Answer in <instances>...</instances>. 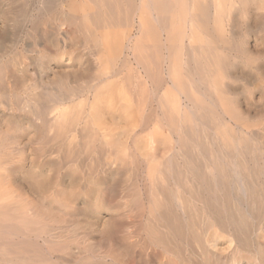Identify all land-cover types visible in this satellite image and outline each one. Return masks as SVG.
I'll return each instance as SVG.
<instances>
[{
  "label": "bare ground",
  "instance_id": "6f19581e",
  "mask_svg": "<svg viewBox=\"0 0 264 264\" xmlns=\"http://www.w3.org/2000/svg\"><path fill=\"white\" fill-rule=\"evenodd\" d=\"M0 15L5 20L0 30V95L9 94V90L5 92L9 83H16L27 95L20 103L6 98L10 104L3 101V105L22 112L16 118L12 116L15 112L11 113V126L18 127L21 119L29 115L39 121L38 132L52 134L44 141L51 148L43 156L62 152L55 165L66 168L76 165L79 155L92 151L97 143L108 146L119 165L125 153L134 162L140 160L152 189L150 211L171 229L177 228L179 222L174 209L189 212L199 201L201 208H206L202 213L211 210L221 226L245 219L242 208L248 203L244 196L254 198L264 192V137L259 134L262 130L264 134V122L253 121L252 106L240 102L243 93L249 97L257 93L264 100V0H0ZM44 16L50 17L51 29H64L77 36L82 49L74 52V39L66 43L63 34L61 45L57 41L59 49L40 48ZM18 20L24 39L10 35ZM9 44L10 49H6ZM76 63L82 64V73L96 70L89 82L85 80L88 85L84 89H70L68 84L71 77L78 75L77 69L59 70L62 65L72 68ZM33 66L39 71L31 74L35 76L32 81L49 78L47 68L50 69L53 81L46 82L53 84L51 90L41 88L37 94L34 89L32 94L33 84L30 86L27 79L32 77L28 70ZM255 81L261 83L256 90L249 87ZM78 90L81 95L83 91L90 94L94 102L107 103L112 125L116 120L125 123L122 143L115 141L113 132L118 127L113 125V131L110 120H106L108 124L103 121L100 133L93 128L88 108L92 100L88 95L76 106H63L65 100L73 103ZM11 96L16 98L14 91ZM48 101L52 102L44 104ZM6 140L11 141L7 144ZM12 143H18L17 139L0 134V264H71L70 252L74 254L82 243L76 242V233L70 234L73 230L50 225L53 209L59 210V198L54 200L56 206L51 205L53 199L48 200V205L39 194L31 198L21 193L22 182L14 185L18 179L14 172L23 169L24 152L16 151ZM173 164L184 167L180 175H190V179L185 176L187 180H181L183 183L173 177L176 187L168 183L177 170ZM169 171L171 174H167ZM167 175L171 176L169 180ZM29 176L27 172L20 178L36 193L42 184L30 182ZM191 176L196 183H192ZM160 179L165 184L158 186ZM148 223L147 228L151 225ZM204 239L206 242L205 235Z\"/></svg>",
  "mask_w": 264,
  "mask_h": 264
},
{
  "label": "rangeland",
  "instance_id": "374dc122",
  "mask_svg": "<svg viewBox=\"0 0 264 264\" xmlns=\"http://www.w3.org/2000/svg\"><path fill=\"white\" fill-rule=\"evenodd\" d=\"M47 17L48 16H44V18L42 19L43 23H42L41 32H40V39H41L40 48L42 46L43 47L45 46L47 47L46 48L47 50L55 51L57 48L58 49L60 48L62 38L65 39L66 43H69V41L74 39V44H73L72 49L74 50V52H79L80 49H82L83 45L81 44V41L78 40L77 36L73 37L71 34H69L64 29H59V28L51 29L48 26V21L50 17L48 18ZM17 19H19V14H18ZM3 20L4 18L3 16H1L0 17V27L2 26L0 28L1 31H3V26H4V21H5ZM18 21H16L17 23L14 22V25L12 23V25L15 27L14 28L15 30L12 27L11 31L13 30L12 31L13 34H10V35L12 38H15V37L17 38V35H18L20 36V38L23 37L24 39V36H23L24 34L22 32L23 30L20 29L22 28V26H20L21 25L20 20ZM18 31L22 33V36L21 34L19 35L20 32L18 33ZM62 34H63V37L61 36ZM69 36L71 37V39ZM44 37L47 39H45ZM20 38L18 37L17 39H20ZM43 38H44V41H43ZM54 39L56 41H54ZM76 39L78 42L76 41ZM47 41H48V44H47ZM51 41L55 42V44H53ZM57 41L60 43V45ZM77 44L80 47L77 46ZM7 47L6 49H10V44ZM16 49L18 50L19 46H17ZM34 56H36V53L34 54ZM81 65L82 64L79 65L78 63L74 64L73 67L75 69L73 67L66 68V66L62 65L60 67L61 69H59V70H65V71H70V72L77 69L78 75L76 76L78 77L76 76L71 77L70 82L68 83L70 86V89H74V86L75 88L82 87L80 89H84V86L88 85V82L90 81V79L92 78V75L96 71L95 69H92L94 70L92 72L93 74L91 73V70L89 71L90 73L89 72H85L86 74L82 73L81 70L83 71V66L81 68L79 67ZM33 67L32 69L30 67L28 70L29 77L30 76L32 77L27 79V81L29 80L27 83L30 86L31 84H33V88L31 86L32 90L30 89L32 94L34 93L33 92L34 89L37 90V91L35 90L37 94L41 93V91L39 90L41 88L43 89V91L51 90L50 88L51 84L50 86L48 85L50 81L48 80V82H46V80L51 79L50 77L52 76V74L49 73L50 69L47 68L49 72L46 68L41 69V70L44 69L43 71L48 72L49 78L47 79L44 78L45 79L44 82H43L44 79L42 81L35 79L34 80L35 82H34L32 81V78L33 77L35 78V76H33L35 75L34 72L39 71L37 70L39 68L35 66ZM78 78H80V80ZM85 80H87L88 82ZM36 81L37 83L40 82L38 84H40V86L42 87L38 86ZM255 82L249 85V87H251L254 90L261 87L260 82H256V83ZM28 84H25L26 86L24 85V87H27ZM34 85H37V88ZM11 86L14 87V89H12ZM51 87H53V84ZM21 88L22 87L17 86L16 83H9L8 85L5 86V90H6L5 92L9 90L7 92L9 94H4V96L0 95V103L2 104V105L0 104L1 105L0 106V134H5V138L6 137L16 138L18 143H14V144L12 143L13 146L17 148L16 151L23 150L24 152L21 157L22 158L21 161L22 160L23 161L22 162L20 161L22 163L23 169H19L16 172H14V175L17 176L18 178L17 180H15L14 185H18V183L22 182L23 190L20 191L21 193L23 192V194L25 193L24 195L30 196L31 198L39 194L40 195V196L38 195L39 197L46 199L48 205L50 204L48 200L50 201L51 199H53V203L51 202V205L53 204L54 206H56V203L54 202V200H58L57 198H59L58 201L61 204L59 205V210L57 208L53 209L54 215L53 214L52 215L54 219H52L51 217L49 221L50 225H52L53 227L55 226L54 228H58V229L60 228L68 229L69 228L73 230V232H71L70 234L72 235L73 233H76V235L74 234L78 240V241L76 240V242L80 241L79 244L82 243V246H80L79 248H75V250L73 251L75 255L72 252H70L72 256H69V258L73 260L71 264L73 263L74 264L75 263L76 264H264V192L263 193L261 192L259 196L254 197V198H251V196L247 197V195L244 196L246 204L248 203L247 206L245 205V207L242 208V210L244 209L243 212L246 213L244 216L245 219H243L244 223L243 221H236L234 222V225H232L231 223L225 224L224 226L217 224V221L214 220L215 219L214 214L211 212V210H209V212L206 211V214H204L206 208L205 209L201 208L203 206H202V202L200 201L196 203L197 209L195 208V206H193L189 210V212L184 213V210L182 208L178 207L180 208L178 209L176 207L174 210L175 212L177 211L176 216L180 223L178 222L177 228L175 227L172 228L174 229V232H172L173 230L171 229V227L167 225L166 223L164 224V222L160 218H158L159 216L156 212L150 211V198H151L150 190L152 189L151 187H149L150 180L147 176L146 171H144L145 170L144 163L141 164L139 162L140 161L138 160L139 157L137 159L138 160L137 162L139 164L138 165L137 162H134V158H132L131 156L125 153L123 156L124 157L123 164L119 165L120 162L115 159L117 156L112 155L113 152L110 151V148L108 146L106 145L98 146V144L95 143V147L94 149H92V151H89L88 153H85V154L81 153L83 154L81 155V157L79 155V159H77L76 165L72 163V165H67L66 168H63V167L61 168L59 164L58 165H55V164H57L58 161L60 162L61 154L63 155L62 152L59 153V155H56V154L51 155L50 156L51 158L49 156L48 157L43 156L45 151L50 150L51 148V144H46L44 141L46 139H49L52 134L50 135L49 133L44 134L43 132H42L43 134H41L40 131L38 132L36 128L39 127L38 125L39 121L37 119L34 120L35 118L32 116L30 119L29 115L27 116L25 115V118H22V119H25L27 122L25 120L24 122L21 119V123L18 124V127H17V124H14L13 122L14 124L13 125L14 128H13L10 122L11 113L15 112L14 114L12 113V116H15L16 118L17 116H19V114H22V112H20L19 110L11 111L10 109H6L8 107L6 105L8 101L6 98L11 99V100L14 99L13 101L10 100L11 103L12 102L18 103L19 100L20 102H22V100L24 101L27 95L26 93H24V91L22 92ZM238 88L242 89L243 86L238 85ZM13 91L16 94V98L11 96ZM77 92H76L77 93L76 96L80 94L78 96L79 98H76V96H74L75 98L73 99V103L72 101L71 102L68 101L70 102L68 103L65 100L66 104L63 106L68 107L67 109H69L70 107L69 105H71V107L72 105L76 106V104H78L79 102H82L85 96L88 95L84 91H83L84 94L82 95H81L82 92L80 93L79 90ZM88 96L90 98V101L92 100L91 107H88L90 108L89 111L92 112V113L90 112L91 113L90 119L93 121L92 124H94L97 127L96 128L94 126L93 128H95V130L97 129L96 130L97 133L98 132L100 133L102 132V130H100V127L102 126V124H105L103 121L105 120L106 124H108L111 121L110 122L111 124H109L110 126L113 127L114 125L115 128L116 126L118 127L116 128L117 130L113 127V131L116 130L114 131L115 133L113 132L115 141L117 140L118 143H122V140H124V137H125L124 134L126 131L124 127L125 123L123 124V122L116 120L115 124L112 125V120H110L112 116L110 115V111L108 107L106 106L107 103L101 102L100 100L98 102H94L93 101L94 98L90 94ZM107 99L109 100V97ZM3 101H5L6 104L3 105L4 103ZM10 101H8L9 102L8 104H10ZM48 102L49 103L45 102L44 104L48 105L52 101L51 102L48 101ZM240 102L242 103L243 106H248V105L252 106L251 115L253 116L251 117L253 121H255L256 119L255 122L257 123L264 122V100H262L259 94L255 93L254 96L249 97L248 95L243 93V95H240ZM29 120L33 121V123H30ZM106 120L107 121L110 120V121L107 122ZM11 121H13V119H11ZM100 121L101 123H99ZM21 124L22 126L24 124V126L22 127L24 129L22 128L19 129V126ZM233 124L234 123L231 122V125ZM262 126H263L262 123L259 124V128ZM262 131L259 132V134L260 136L264 137V134ZM44 136H46V138H44ZM9 141L11 140H6L5 143L8 144ZM142 150L144 149L142 148ZM57 158L59 159L57 160ZM81 160L84 161L86 165L84 164L81 165V163H83ZM109 165L112 168L106 169V167H108ZM157 165L159 166V162ZM173 165H172V168L174 169V171L177 169L176 173L171 170L172 173L174 172V174L171 175L172 177L170 175H167L166 177H168V180L170 177L171 178L169 181L168 180L166 181H168V183L171 186L176 187L177 180L180 179L179 181H181L182 179L183 180L186 179V177L188 179L190 175L188 174L189 175L188 176L187 174L185 175L184 173H183L184 175L183 174L180 175L179 171L183 170L184 167L183 169H180L177 164H173ZM162 167H160L159 170L164 174L165 171H164V168ZM99 168L101 170L102 168H104L105 171L101 172ZM27 172L30 173V176L27 177L30 179V182H34L35 184L37 181H39L42 184L41 187L38 188V191H36V193H34L35 191L33 192L30 191L26 183L23 182V179L20 178L23 176V174H26ZM167 174H171V172L169 171ZM173 177H175L176 179L178 178V179L176 180ZM174 179L176 183L175 181H173ZM191 179H192V176H191ZM145 180L148 181V183ZM193 180L194 179H192V183L195 182ZM163 182L164 181L160 179V181L157 182L156 184L157 185L159 184L158 186H161L160 184H162ZM170 185L169 187L171 188ZM173 187L172 189L175 190V188ZM183 190L186 191L185 189ZM159 197H162V196L160 195ZM37 208H40V206L37 205ZM40 209H42V207ZM200 213H202L203 217ZM207 215L208 216L213 215V216L211 218V217H208ZM152 216L154 217L153 219L150 220V217L152 218ZM207 217L209 218V221L207 220ZM205 219L207 220V222L205 221ZM210 219H212L213 221ZM53 220H55V224ZM146 223L148 224L151 223V225H148L149 229L147 228ZM237 223L239 226L236 225ZM193 231L195 232L194 235L197 238L193 235L194 233ZM198 235L200 236V238ZM204 235L206 236V242L204 239ZM82 239L85 242H83ZM80 252L82 253L80 254ZM74 260L76 262H74Z\"/></svg>",
  "mask_w": 264,
  "mask_h": 264
}]
</instances>
